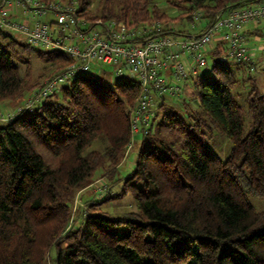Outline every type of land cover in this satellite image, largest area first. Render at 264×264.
I'll return each mask as SVG.
<instances>
[{"label":"trees","instance_id":"obj_1","mask_svg":"<svg viewBox=\"0 0 264 264\" xmlns=\"http://www.w3.org/2000/svg\"><path fill=\"white\" fill-rule=\"evenodd\" d=\"M94 1L79 0L78 12L131 26L192 24L198 13L209 26L223 12L264 4L167 0L180 11L173 17L153 0H98L97 13ZM224 50L222 44L211 50L210 72L199 69L185 83L193 88L183 106L157 99L159 112L156 107L150 132L139 138L135 167L119 179L121 191L90 205L132 195L136 211H93L81 226L66 229L78 190L100 170L112 179L120 172L140 94L136 80L110 86L91 70L83 72L33 112H17L0 125V264H47L53 250L55 264H264V208L254 203L264 202V93L252 76L247 93L238 91L244 80ZM22 53L62 60L61 66L71 61L0 27V102H21L43 86L32 69L22 72ZM218 137L229 143L225 156L215 148ZM101 139L107 149L93 147Z\"/></svg>","mask_w":264,"mask_h":264},{"label":"built area","instance_id":"obj_2","mask_svg":"<svg viewBox=\"0 0 264 264\" xmlns=\"http://www.w3.org/2000/svg\"><path fill=\"white\" fill-rule=\"evenodd\" d=\"M18 14L23 18L19 19ZM82 16L62 2L0 0V27L25 36L34 47L60 51L71 60L37 88L19 112H33L41 101L95 64L110 65L117 75L140 84L130 118L132 145L137 136L150 132L158 100L180 95L185 83L206 66L217 36L227 42L229 56L237 62L251 60L243 29L264 21V4L223 12L193 35L178 34L172 27L167 29L157 22L134 27L116 19L92 23Z\"/></svg>","mask_w":264,"mask_h":264},{"label":"rangeland","instance_id":"obj_3","mask_svg":"<svg viewBox=\"0 0 264 264\" xmlns=\"http://www.w3.org/2000/svg\"><path fill=\"white\" fill-rule=\"evenodd\" d=\"M46 2V0H43ZM49 1V0H48ZM155 3H157L162 11H164L167 14H170L171 16L175 17L177 16L180 11L173 5H171L167 0H153ZM51 3L53 2H62L67 8L78 11L80 9V2L79 0H51ZM47 4L49 2H46ZM91 10L94 12H99L100 7L98 6V0L94 1V4L91 6ZM86 14V13H85ZM83 14L82 17L88 22L94 23L96 20H92L87 17V15ZM197 14V13H196ZM19 19H22V15H17ZM104 20V19H102ZM117 20V19H116ZM107 21V20H104ZM122 21V20H119ZM156 22V21H155ZM150 23H143L139 25H134V27H139L143 25L152 24ZM161 23V25L167 29L172 27V29L175 30H185V32H188L191 29H196L197 31H200L202 27H204L206 24L201 19V13L197 14L196 22L188 23V24H174L167 25V23L163 22H157ZM166 24V25H165ZM259 24V31L253 34V37L251 36L248 41H246V47L249 49V52L251 54V60L249 63L254 64V71L250 72L249 69H246L247 67L245 65H242V70L239 66V68L236 69L240 79L244 80V86L239 88L238 91H242V95L246 94L247 91L250 88V83L248 80V77L252 76L256 79L257 83L259 84L262 93H264V21H261ZM207 27V26H206ZM205 27V28H206ZM194 29V30H195ZM204 29V28H203ZM12 34L22 43L26 42L25 36L17 33L12 32ZM224 52H226V56L229 55V45L227 43L224 44ZM38 49L43 51H50L43 47H38ZM19 51V50H18ZM253 56V58H252ZM19 59V58H18ZM20 59L24 62H18L22 72H25L27 68L32 69V76L34 79V82H42L43 84L53 75L58 73L61 69H63L65 66H61L64 64V62H52V61H45V59L41 58L35 53H32L31 55H28L27 53H22L20 56ZM19 59V60H20ZM212 58L209 56L208 58V66H205L201 68V74H206L207 72H210L211 66H212ZM228 63L234 66V60L230 57H228ZM234 68V67H233ZM246 69V71H245ZM92 73H95L98 77H104L106 82L110 86H114L115 83L122 78V76H119L116 74L115 68L110 65H102V64H95L94 67L91 69ZM128 74V73H127ZM192 83H188L187 86L184 87L183 92L174 97L165 96V100L167 102H172L177 107L183 106V99L188 98V94L190 90H192ZM36 89H33L26 93L23 101L16 102V101H10L6 100L3 102H0V125L8 122L12 118H15L17 116V112L19 110H22L25 108L28 98L31 96V94L36 91ZM159 102V101H158ZM161 102V101H160ZM162 104V103H161ZM196 104V103H195ZM157 107V106H156ZM157 110L159 112V109L157 107ZM133 137V136H132ZM140 136H137V139L133 144L132 139L130 143L127 146L125 157L120 164V172L117 174V176L112 179L110 178L109 174L105 173V171L100 170L97 172L96 176L94 177L93 181L88 184L87 186L83 187L82 189L78 190L75 197L73 198V201L71 202V216L69 220V225L66 228L67 230H72L74 228H77L81 226L82 222L81 220L85 218L87 214L93 211H100V212H106L107 214L113 215V216H121L124 215V213L129 211H136V204L134 202V199L132 195H128L122 200H115L110 202L109 204L104 205H97L95 209H91L90 205L92 202H97L100 200H103L108 193L110 195L119 193L122 189V181H119V179L125 180L124 177H126L128 174L131 173L133 168L135 167V159H136V151L140 143ZM94 148H98L101 150L107 149L108 142L105 139H101L100 141H96L93 144ZM229 147V143L226 142L224 139H220V137L217 138L216 147L217 150L223 151V155L225 156L227 153ZM254 203L259 208H264V202H260L258 199L254 200ZM51 255H48L47 257V264H55L54 262V256H55V250H53Z\"/></svg>","mask_w":264,"mask_h":264},{"label":"crops","instance_id":"obj_4","mask_svg":"<svg viewBox=\"0 0 264 264\" xmlns=\"http://www.w3.org/2000/svg\"><path fill=\"white\" fill-rule=\"evenodd\" d=\"M204 22V21H203ZM206 24V23H205ZM206 27V25L204 26V27H202V29L200 30V31H197L195 28V30L194 29H191V30H189L188 32H186V33H182V34H185V35H188L189 33H191V34H198V33H200L202 30H203V28H205ZM258 27H259V24L258 23H252V24H249V25H247L244 29H243V33H244V36H245V38H244V43L246 44V41H248L249 39H250V37L252 36L253 37V34H255L256 32H258L259 31V29H258ZM11 32H13V31H11ZM225 43H227L220 35L219 36H217L216 38H215V41H214V43H213V47H212V50L213 49H215L218 45L220 46L221 44L223 45V47H224V44ZM252 58H253V56H252ZM252 64V63H251ZM233 65H234V67H235V69H237V65H236V62H234L233 63ZM254 65V64H253ZM238 68H239V65H238ZM240 70H242L243 68H239ZM247 69V68H246ZM246 69H245V71H246ZM253 70L252 71H254L255 69H254V67L252 68ZM251 71V72H252ZM185 86H187V84H185Z\"/></svg>","mask_w":264,"mask_h":264},{"label":"bare ground","instance_id":"obj_5","mask_svg":"<svg viewBox=\"0 0 264 264\" xmlns=\"http://www.w3.org/2000/svg\"><path fill=\"white\" fill-rule=\"evenodd\" d=\"M76 77V76H75Z\"/></svg>","mask_w":264,"mask_h":264}]
</instances>
